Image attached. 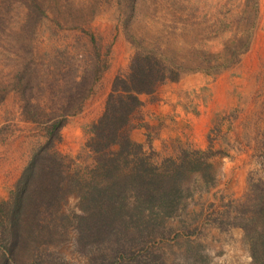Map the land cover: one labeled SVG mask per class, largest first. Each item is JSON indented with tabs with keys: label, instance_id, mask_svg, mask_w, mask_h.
Listing matches in <instances>:
<instances>
[{
	"label": "rangeland",
	"instance_id": "obj_1",
	"mask_svg": "<svg viewBox=\"0 0 264 264\" xmlns=\"http://www.w3.org/2000/svg\"><path fill=\"white\" fill-rule=\"evenodd\" d=\"M20 1L0 0V202L8 198L33 149L43 142L41 128L26 119L24 107H60L64 103L65 82L50 84L60 71L66 74L69 61L57 58L56 50L69 47L80 38L68 52L84 54L82 45L88 43L78 31L55 30V37L47 39L51 25L37 32L38 28L26 20L27 8ZM70 1L74 10L82 0ZM104 1L85 9L87 16L97 9L85 30L95 37L102 57L109 49L108 66L92 94L81 103L80 112L68 118L61 132L57 149L69 156H76L88 140L87 127L102 115L114 78L127 71L133 54L113 8L115 3L101 4ZM182 1H189V5L181 12L164 4H144L132 30L160 31L170 27L178 35L181 14L180 18L196 24L197 34L204 35L212 29L207 43L210 53H221L233 31L249 34L250 43L239 62L220 74H188L178 82L164 84L153 95L140 98L143 105L135 114L131 139L146 149L151 147L158 161L176 158L181 149L187 148H211L214 153L209 160L208 179L203 172H196L182 182L184 198L165 220L163 234L153 250L163 264H252L251 245L244 230L231 223L249 193L250 183L264 182V0ZM27 63H32L35 76L31 85L17 89L14 77L23 72ZM175 98L178 112L172 109L162 119L145 121L143 108L165 101L172 103ZM188 113L196 118V123L183 127L181 114ZM79 124L81 133L78 142L73 143L69 126ZM200 125H204L202 132ZM77 205L75 196L63 205L61 212L68 217L66 240L47 247L40 258L43 264H89V258L77 250L76 231L71 225L72 217L80 214Z\"/></svg>",
	"mask_w": 264,
	"mask_h": 264
},
{
	"label": "trees",
	"instance_id": "obj_2",
	"mask_svg": "<svg viewBox=\"0 0 264 264\" xmlns=\"http://www.w3.org/2000/svg\"><path fill=\"white\" fill-rule=\"evenodd\" d=\"M99 1H79L74 10L70 0L20 1L27 8L26 20L37 32L47 24L53 26L47 29V39L55 37V30L78 31L88 43L82 45L84 54L68 52L80 38L56 50L57 58L69 61L66 74L60 71L50 84L65 82L64 103L54 110L27 103L24 107L26 119L41 128L43 142L33 149L8 198L0 202V264H43L40 258L47 247L66 240L68 217L61 211L71 196L78 198L80 212L71 223L76 247L89 258V264H163L153 245L163 234L165 220L184 198L182 182L196 172H203L208 179L209 160L214 157L211 148L181 149L176 158L158 161L151 147L146 149L131 139L142 95H153L164 84L178 82L188 74L218 75L238 63L249 47L250 35L233 31L221 53H210L207 43L212 29L197 34L196 24L180 18L181 14L178 35L170 27L132 30L144 4H164L181 12L189 1L101 2L115 3L113 8L133 54L127 71L114 78L102 115L87 127L89 137L80 152L69 156L58 151L68 118L80 112L81 103L92 94L108 66L109 49L102 57L95 37L85 30L97 9L89 16L84 11ZM33 76L32 63H27L14 77L15 88L31 85ZM231 224L244 230L252 264H264V182L250 183Z\"/></svg>",
	"mask_w": 264,
	"mask_h": 264
},
{
	"label": "crops",
	"instance_id": "obj_3",
	"mask_svg": "<svg viewBox=\"0 0 264 264\" xmlns=\"http://www.w3.org/2000/svg\"><path fill=\"white\" fill-rule=\"evenodd\" d=\"M142 97V96H141ZM177 99H172V103H168L167 101L165 102H160L159 104H156L155 106H147L146 108H143V112L146 113L147 117L145 116L144 119L145 121H148L150 123V120L152 119H157V118H163L165 117L167 114H169L170 112H172V109H176L175 111L178 112V105H177ZM142 109V108H141ZM146 110L149 112H146ZM181 117L183 119V127L184 126H191V123L193 122V125L196 123V118H194V116L190 113L186 114L184 116V114H181ZM198 120V119H197ZM82 125H73V126H69V130H71V135L73 138V143L78 142V137L81 133V127ZM73 128V129H72ZM196 129V128H195ZM199 130L200 132H202V130H204V125H200L199 126ZM139 142H141L142 139H137Z\"/></svg>",
	"mask_w": 264,
	"mask_h": 264
}]
</instances>
